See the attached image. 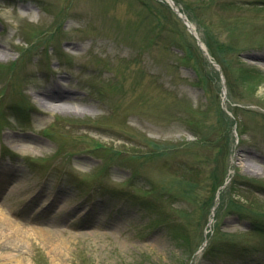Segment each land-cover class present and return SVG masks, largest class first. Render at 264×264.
<instances>
[{
	"label": "rangeland",
	"instance_id": "rangeland-1",
	"mask_svg": "<svg viewBox=\"0 0 264 264\" xmlns=\"http://www.w3.org/2000/svg\"><path fill=\"white\" fill-rule=\"evenodd\" d=\"M173 1L0 0V264H264V2Z\"/></svg>",
	"mask_w": 264,
	"mask_h": 264
},
{
	"label": "bare ground",
	"instance_id": "bare-ground-1",
	"mask_svg": "<svg viewBox=\"0 0 264 264\" xmlns=\"http://www.w3.org/2000/svg\"><path fill=\"white\" fill-rule=\"evenodd\" d=\"M161 1L164 2L165 4H168L172 9L176 10L177 13H181L173 0H161ZM242 2H246L247 4H249L251 2L263 3L264 0H242L241 3ZM234 9H236V8H234ZM181 17L183 18L182 13H181ZM251 23L253 24L254 22H251ZM185 24L187 25V27L191 33H195L194 32V25L190 21H188V20L185 21ZM256 28H258L259 32L264 33V26L260 27L259 25H257ZM249 29H251V28H249ZM249 32H250V30H249ZM9 55H10V49H7V48H5V46L0 44V60L7 59ZM254 58L264 62V55H255ZM41 79H43V78H41ZM43 81H45V78L43 79ZM68 85H69L68 82L60 79V81H57L54 83V86H52L48 89L44 88L40 91H36L34 93L35 100L40 104V106L47 109L48 112H51V111H53V112H55V111L68 112L70 110L69 112L73 111L74 113H82V109H79L80 106H82V105H72V101L77 102V100L75 99V96H74L76 94V91L74 89L68 88ZM65 86H67V87H65ZM88 106L91 107V105H88ZM262 132H264V130ZM232 174H233V170L230 169L229 174H228V179L231 178ZM18 176H17L15 169H13V170L11 169V172L9 171L8 173L3 172V174H1V176H0V189L3 188L2 185L4 183L10 182L14 178H18ZM219 193H218V195H219ZM58 211H59V209H58ZM91 223L95 224L96 226H101V227H103V226L108 227L110 225V223L107 221H101L99 219V217H98V219L96 218L95 220H92ZM211 223H209V225H211ZM206 241H207V235H205V241H204L205 244H206Z\"/></svg>",
	"mask_w": 264,
	"mask_h": 264
},
{
	"label": "trees",
	"instance_id": "trees-1",
	"mask_svg": "<svg viewBox=\"0 0 264 264\" xmlns=\"http://www.w3.org/2000/svg\"><path fill=\"white\" fill-rule=\"evenodd\" d=\"M247 77H248V73H245V79H248ZM189 189H191V186H189Z\"/></svg>",
	"mask_w": 264,
	"mask_h": 264
},
{
	"label": "water",
	"instance_id": "water-1",
	"mask_svg": "<svg viewBox=\"0 0 264 264\" xmlns=\"http://www.w3.org/2000/svg\"><path fill=\"white\" fill-rule=\"evenodd\" d=\"M203 53L205 54V56H207V54L205 53V51H203Z\"/></svg>",
	"mask_w": 264,
	"mask_h": 264
}]
</instances>
